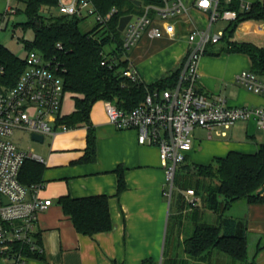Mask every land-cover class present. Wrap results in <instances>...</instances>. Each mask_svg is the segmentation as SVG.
I'll return each mask as SVG.
<instances>
[{
	"label": "crops",
	"instance_id": "1",
	"mask_svg": "<svg viewBox=\"0 0 264 264\" xmlns=\"http://www.w3.org/2000/svg\"><path fill=\"white\" fill-rule=\"evenodd\" d=\"M26 1L0 0V15L11 11L16 14L18 6L24 7ZM181 1L187 12L176 19L173 38L151 39L143 35L129 51V69L134 70L138 81L149 85L171 76L188 52L187 34L207 27L208 14L195 7V0ZM234 1L240 11L245 10L242 6L249 9L256 3L264 4V0ZM148 6L141 3L140 12ZM149 17L154 20L153 25H160L154 12L150 11ZM231 24L219 21L213 30L225 31L230 26L229 31L233 30L230 42L264 46V21ZM229 49L226 40L208 48L200 61L196 89L210 97L224 98L228 107L264 109L263 96L235 83V76L240 72H252L249 57ZM159 53H165L166 59L156 67L152 64ZM103 103L97 102L90 113V128L95 137L94 163H80L86 148V126L58 132L55 137L45 136L50 141L47 148H37L40 151L37 155L42 159L37 162L42 167L39 195L52 204L38 215L36 225L34 240L43 253L39 257L24 254L26 264H264V192L258 195L257 191L261 201L238 200L224 213H220L222 200H218L214 211L204 202L205 195L200 191L196 192L199 201L194 209L189 207L184 190L179 189L174 195L171 189L169 197L170 187L158 149L138 144L134 130L118 131L112 127ZM262 143L264 131L252 121H238L223 134L195 128L192 150L183 166H206L232 151L253 154ZM118 168H122L125 182V190L119 196ZM177 170L175 180L184 171L178 167ZM65 195L74 199L106 197L112 230L91 237L79 234L58 204V198ZM224 220H229V224L223 223ZM206 224L217 226L220 234H243L246 262L230 261L227 255L216 250L198 259L191 258L185 251V241L193 235L196 226ZM0 263L6 264L3 259Z\"/></svg>",
	"mask_w": 264,
	"mask_h": 264
},
{
	"label": "built area",
	"instance_id": "2",
	"mask_svg": "<svg viewBox=\"0 0 264 264\" xmlns=\"http://www.w3.org/2000/svg\"><path fill=\"white\" fill-rule=\"evenodd\" d=\"M159 1L160 4L149 5L142 13L131 15L123 31L124 51H130L143 35L151 39L175 36L176 19L185 14L187 8L181 0ZM220 1L195 0V7L208 14V25L187 34L188 52L180 64L179 78L173 89L148 92L144 101L130 111L120 110L109 101L103 103L112 127L118 131L134 130L138 144L158 149L170 187L169 197L177 167L192 150L195 128L223 134L238 121H252L264 131V109L228 107L224 98L210 97L196 89L202 57L208 48L219 44L224 35L222 30H213L214 24L237 19L236 11L219 7ZM242 8L247 10L248 6ZM57 10L60 15L77 19L92 18L103 26L117 13L113 7L101 14L90 0H60ZM150 11L154 12L159 26L153 25ZM24 64L11 87L1 82L4 71L0 68V259L6 264H26L25 250L32 254L43 253L34 240L36 225L38 215L52 204L51 200L40 197L41 184L24 186L19 182L23 163L26 160L42 162V159L33 152L19 150L12 136L16 130L43 137H55L58 132L70 130L56 127L63 99L64 70L35 51L26 54ZM104 64L102 61L101 65ZM125 76L133 82L138 80L132 69L127 70ZM235 83L264 97V79L251 71L237 74ZM185 199L191 209L197 207L199 199L192 189L185 191Z\"/></svg>",
	"mask_w": 264,
	"mask_h": 264
},
{
	"label": "trees",
	"instance_id": "3",
	"mask_svg": "<svg viewBox=\"0 0 264 264\" xmlns=\"http://www.w3.org/2000/svg\"><path fill=\"white\" fill-rule=\"evenodd\" d=\"M90 1L101 14H105L113 7L117 9V13L107 25L95 23L90 31L83 33L79 28L82 19L58 13L60 0H27L23 10L15 11L21 12L25 20L14 26L23 32L31 30L33 33L31 41H22L27 53L35 51L64 70L63 96L64 94L71 96L73 110L68 115L58 116L56 127L64 126L68 129L88 127L86 148L80 163H94L96 159L90 113L97 102L109 101L120 110L130 111L144 101L148 92L174 88L180 74L178 69L168 78L149 85L138 80L133 82L125 76L129 63L127 57L123 58L126 51L122 49V34L117 30L118 20L125 15L141 13L133 1H140L143 5H157L160 4L159 0ZM219 4L221 9L237 12V19L231 22L233 26L244 20L264 21L263 3L250 5L248 10L243 11H240L238 3L234 0L228 3L221 0ZM229 27L225 29L221 41L228 42L230 52L247 55L251 61L252 72L264 77V46L230 42L233 30L229 31ZM108 47L110 49L107 50ZM102 61L105 62L103 66ZM24 66V60L0 44L3 84L13 86ZM184 164L185 161L178 168L184 169L187 175L195 179L196 191L205 195L204 202L214 211H217L216 204L219 199L222 200L220 213H224L238 200L244 199L249 203L261 201L257 191L264 186V143L260 144L253 154L232 151L206 166L185 167ZM41 174L42 167L39 163L26 160L18 179L24 186L40 184ZM116 174L119 196L125 190L122 168H118ZM214 182L215 185L212 186L211 183ZM57 201L79 234L91 237L112 230L106 197L74 199L65 195L59 197ZM223 223L229 224V220H224ZM184 246L186 253L194 259L211 250L222 252L236 262L245 263L247 259L244 235L220 234V229L215 225L196 226L193 235L185 241ZM24 254L29 257L40 256L26 250Z\"/></svg>",
	"mask_w": 264,
	"mask_h": 264
},
{
	"label": "rangeland",
	"instance_id": "4",
	"mask_svg": "<svg viewBox=\"0 0 264 264\" xmlns=\"http://www.w3.org/2000/svg\"><path fill=\"white\" fill-rule=\"evenodd\" d=\"M18 9L23 10V5H19ZM139 9H142V7H139ZM54 12L57 11L54 10ZM24 20L25 17L21 12L16 14H12L11 12L2 13V17L0 18V43L5 45V47L10 52L15 54L20 59H23L26 56V52L23 47L22 41H31L33 39V33L31 30H27L23 32L19 27L18 28L14 27L15 26L14 24L23 22ZM94 26H95V22L93 21L92 18H87L79 22V28L83 33L88 32ZM108 49L110 48L108 47L107 50ZM128 53L129 50L126 52V55H123V58H126L128 56ZM164 54L165 53H159L154 58L152 65L157 67L160 64V62L165 60L166 55ZM72 110H73V101L71 99V96L69 94H64L61 103L60 113L62 115H68L69 113H71ZM44 140L45 141L43 142V144H38L31 140V137L27 132L18 131V130H16L12 136V141L19 149H22L23 151H27V152H33L38 155H40V151L37 148L38 147L47 148V145L50 142L48 137H46ZM178 180L180 183L178 182ZM172 187H173L172 192L174 195H176L179 189H181V191L182 190L187 191L192 189L193 191L197 192L196 191L197 189L195 188V179L187 175V173L184 171L182 175L179 176V179L178 177L176 178ZM226 258L230 261H233L230 257H226Z\"/></svg>",
	"mask_w": 264,
	"mask_h": 264
},
{
	"label": "water",
	"instance_id": "5",
	"mask_svg": "<svg viewBox=\"0 0 264 264\" xmlns=\"http://www.w3.org/2000/svg\"><path fill=\"white\" fill-rule=\"evenodd\" d=\"M133 4L137 7L141 6V2L140 1H133ZM131 20V15H125L119 18L118 20V25H117V30L122 33L126 27V25L128 24V22ZM52 127H54L52 125ZM31 140L34 142H38V143H42L44 140V137L42 135H36V134H32L31 135ZM264 192V187H262L259 191H258V195H261Z\"/></svg>",
	"mask_w": 264,
	"mask_h": 264
}]
</instances>
